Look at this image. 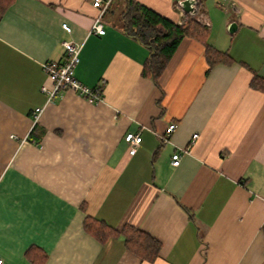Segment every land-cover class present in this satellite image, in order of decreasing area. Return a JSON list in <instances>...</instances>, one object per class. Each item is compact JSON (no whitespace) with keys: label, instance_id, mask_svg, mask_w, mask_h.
I'll list each match as a JSON object with an SVG mask.
<instances>
[{"label":"crops","instance_id":"crops-1","mask_svg":"<svg viewBox=\"0 0 264 264\" xmlns=\"http://www.w3.org/2000/svg\"><path fill=\"white\" fill-rule=\"evenodd\" d=\"M94 1L14 0L0 13L3 264H264V93L251 87L264 79V0H199L209 45L234 64L210 69L188 37L157 83L143 74L149 50L118 27L127 2L111 0L100 36ZM134 1L181 21V0ZM64 42L81 46L76 79L101 101L68 90L47 102L44 66L66 63ZM128 133L142 137L135 154ZM87 220L140 229L158 258L98 241Z\"/></svg>","mask_w":264,"mask_h":264},{"label":"trees","instance_id":"trees-1","mask_svg":"<svg viewBox=\"0 0 264 264\" xmlns=\"http://www.w3.org/2000/svg\"><path fill=\"white\" fill-rule=\"evenodd\" d=\"M13 1L0 0V13L5 12ZM125 1L127 2L126 7L122 12L118 27L125 35L138 41L149 50L150 54L144 64L143 74L155 83L166 69L181 42L188 37L199 40L205 46L206 60L210 69L219 64L227 66L234 64V60L227 52L218 51L209 45V30L204 24L197 21V17L203 12L201 3L197 6V16L192 17L183 13L182 22L178 24L134 0ZM251 87L264 93V79L254 75ZM37 128L35 125L29 137H34L33 133ZM85 229L102 243L113 237H123L126 247L144 261L154 262L159 256L160 242L133 226H125L122 231H117L101 221L87 220ZM32 252H35V249L29 250L27 254Z\"/></svg>","mask_w":264,"mask_h":264},{"label":"built area","instance_id":"built-area-1","mask_svg":"<svg viewBox=\"0 0 264 264\" xmlns=\"http://www.w3.org/2000/svg\"><path fill=\"white\" fill-rule=\"evenodd\" d=\"M111 5V0H95L94 7L100 10L98 17L95 19L92 26L91 32L103 36L106 33L104 24L102 23V18L108 8ZM181 15L183 18V11L181 10ZM181 21L178 24H181ZM197 20L205 24L206 22L202 21V16H198ZM63 28L67 32H71V27L68 24H64ZM63 46L66 49L67 61L64 64L57 62H48L44 66V70L48 76L53 80V88L47 89L46 87L42 88V92L47 96V102H52L60 94L65 91H74L80 97L87 100L90 103H96L102 100V95L100 89L90 88L76 79L75 72L78 64L80 63V52L81 46L75 44L74 42H64ZM42 113V109H37L35 112V118L38 119ZM176 130L175 125H170L167 129L165 136L160 135L162 142H167L169 136ZM198 135H194L192 139V144L197 140ZM124 141L128 144V149L131 154H135L137 149L142 143V137L140 134L128 133L124 137ZM186 152V151H184ZM181 153L178 152L173 156L172 165L178 166L181 160ZM3 259L0 258V264H3Z\"/></svg>","mask_w":264,"mask_h":264},{"label":"water","instance_id":"water-1","mask_svg":"<svg viewBox=\"0 0 264 264\" xmlns=\"http://www.w3.org/2000/svg\"><path fill=\"white\" fill-rule=\"evenodd\" d=\"M178 4V6L183 10L184 13L192 17L198 15L197 6L199 4V0H181ZM237 27L238 26L236 23H231L228 25V31L233 34L236 32Z\"/></svg>","mask_w":264,"mask_h":264},{"label":"bare ground","instance_id":"bare-ground-1","mask_svg":"<svg viewBox=\"0 0 264 264\" xmlns=\"http://www.w3.org/2000/svg\"><path fill=\"white\" fill-rule=\"evenodd\" d=\"M184 13V12H183Z\"/></svg>","mask_w":264,"mask_h":264}]
</instances>
